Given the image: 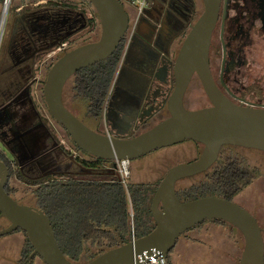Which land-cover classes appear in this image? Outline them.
<instances>
[{
    "label": "flooded vegetation",
    "instance_id": "1",
    "mask_svg": "<svg viewBox=\"0 0 264 264\" xmlns=\"http://www.w3.org/2000/svg\"><path fill=\"white\" fill-rule=\"evenodd\" d=\"M29 1L22 0L19 10L23 12L26 7L28 8ZM119 1L128 15V29L113 54L115 60L120 58L115 76L110 83L102 84V103L98 102L93 107L92 101L85 98L81 90L77 91L78 79L75 76L68 80L64 88L63 102L70 112L77 118L81 117L79 119L94 131L111 138L126 139L148 131L169 117L168 102L176 85L177 59L193 25L204 12V1L146 0L141 13H138L137 7L128 0ZM260 1L221 0L219 20L211 42V70L218 63L217 52L225 49L222 42H216L215 35L219 30L223 33L229 21L235 19L228 18L229 9L232 6H239V15L242 17L249 6L253 7L254 4L258 6ZM34 5L36 7L46 5L45 8L49 12L39 15L24 12L21 17L28 19L24 21L25 33L22 37L20 35L17 41L21 40V44L19 46L16 45L17 42H11V55L14 58L11 67L18 69L13 79H8V86H21L14 92L7 88L5 93L0 94L5 95L0 101V115L7 117L6 122L0 124V181L4 184L6 193L19 204L39 209L40 190L48 187L51 182L61 181L66 185L74 180L82 182L90 178L103 180L117 177L119 181L120 179L117 162L100 160L80 150L68 132L50 116L52 122L62 132L57 136L61 144L58 142L41 118L29 87L30 84L41 86L43 94L44 83L51 67L66 52L100 39L101 26L98 14L90 6L88 13L82 12L84 0H42L40 4ZM51 10L58 12L51 13ZM29 25H33L32 29ZM84 36L87 38L82 41ZM35 68L39 69L37 76L33 72ZM213 77L219 89L237 102L227 92L223 79L220 76L217 78L214 74ZM194 79L199 81L194 77L190 86ZM199 84L201 85L200 81ZM20 104H29L33 116L24 113ZM75 104L78 107L76 111ZM208 106L209 100L206 107ZM77 110L83 116H79ZM24 116L28 121L24 120ZM65 137L69 143L65 141ZM186 142L200 144L191 140L178 144ZM226 148L238 147L224 146L217 161L202 174L210 176L219 170H227L232 154L228 152L225 154ZM201 154L193 157L188 163L197 160ZM82 160L95 161V168H85L82 166ZM246 165L251 171L252 183L259 179L264 180L258 166L251 167L248 162ZM178 183L176 184L178 194L189 189L179 191ZM154 188L155 185L146 186L147 192ZM243 191L233 201H236ZM250 213L257 219L254 213L251 211ZM4 222L10 226V223L0 215V230L8 227H5ZM25 262L26 260L24 264Z\"/></svg>",
    "mask_w": 264,
    "mask_h": 264
},
{
    "label": "water",
    "instance_id": "2",
    "mask_svg": "<svg viewBox=\"0 0 264 264\" xmlns=\"http://www.w3.org/2000/svg\"><path fill=\"white\" fill-rule=\"evenodd\" d=\"M5 0H0L3 2ZM98 14L101 35L97 42L66 52L50 69L43 94L49 114L83 152L100 160H137L153 151L194 141L203 146L201 156L173 166L159 184L152 200L155 228L147 235L111 248L87 262H74L62 252L50 218L41 210L19 204L0 181V215L10 226L0 237L21 230L33 251L25 264L40 257L45 264H139L154 251L168 255L178 239L208 221H222L237 229L244 239L239 264H264V237L258 220L244 207L224 198L207 196L181 201L176 184L206 172L224 146L264 153V107L235 102L217 86L210 67V49L221 0H203L204 12L193 25L179 53L176 85L169 98V117L146 132L126 139L100 134L64 105L68 80L78 71L109 58L128 29V15L119 0H88ZM194 77L202 85L210 106L188 109L185 95Z\"/></svg>",
    "mask_w": 264,
    "mask_h": 264
},
{
    "label": "rangeland",
    "instance_id": "3",
    "mask_svg": "<svg viewBox=\"0 0 264 264\" xmlns=\"http://www.w3.org/2000/svg\"><path fill=\"white\" fill-rule=\"evenodd\" d=\"M42 0H30L29 7L22 12V0H12L8 8V14L4 19V34L0 46V94L5 93L7 88L14 92L21 85L8 86V79L16 73L18 67L12 68L13 56L11 55V42H17L19 36L25 33L24 21L27 18L21 16L24 12L43 14L49 12L46 5L36 7ZM243 5V3H240ZM87 0H84L82 12L88 13L90 7ZM4 3H0V19ZM51 13L58 11L51 10ZM228 18L233 19L223 31L216 33V42L223 44L225 48L217 52V65L212 67L213 74L223 79L227 92L237 101L246 102L255 106L264 107V0L260 4L249 6L243 16L239 15V6H232L229 9ZM23 20V21H22ZM30 24V23H29ZM33 25H29L32 29ZM84 36L82 41H85ZM12 40V41H11ZM20 46V42L16 45ZM39 69H34L37 76ZM30 94L49 130L56 136L61 144L58 134L61 130L55 126L43 100L41 86L30 84ZM42 94V95H41ZM65 95V94H64ZM5 95H0V101ZM186 107L189 109H200L208 105L207 97L197 79H194L185 98ZM75 110L78 107L74 105ZM79 116H83L77 110ZM81 118V117H79ZM7 117L0 115V124L6 122ZM44 143L46 140H42ZM67 142V138L65 137ZM69 143V142H67ZM203 147L191 142L177 144L151 152L150 154L131 162V176L128 184H144L154 186L150 192L138 193L137 197L144 196L151 200L159 182L166 172L173 166L181 163H188L193 157L200 155ZM225 154L238 156L247 161L251 167L258 166L264 176V154L255 150L245 148H226ZM205 174L187 178L178 183L179 191L191 186L198 185L205 181ZM257 217L263 230L264 237V180L254 181L245 189L235 201ZM131 223H134L135 213L130 200ZM5 227L8 226L4 222ZM223 230L218 231L210 227V223H203L191 231L194 232L188 238V232L182 235L173 250V256L180 257L179 264H239L244 249V239L241 233L229 224H222ZM31 254L30 242L27 235L22 231H16L9 235L0 237V264H24L27 256ZM30 264H45L40 257H35ZM176 264V262H175Z\"/></svg>",
    "mask_w": 264,
    "mask_h": 264
},
{
    "label": "trees",
    "instance_id": "4",
    "mask_svg": "<svg viewBox=\"0 0 264 264\" xmlns=\"http://www.w3.org/2000/svg\"><path fill=\"white\" fill-rule=\"evenodd\" d=\"M119 61L120 58L115 60L111 55L74 75L78 79L77 91L81 90L83 96L92 101L93 107L98 102L102 103V84L113 80ZM87 78L89 81L85 80ZM81 162L87 169L96 166L93 160ZM246 162L232 155L226 171L219 170L206 176L205 181L180 192L179 198L190 201L216 196L233 201L252 183ZM144 190L145 193L148 191L144 184L125 186L117 177L103 180L90 178L82 182L74 180L66 185L54 181L40 190L39 209L50 218L58 244L66 257L74 262H87L111 248L131 242L133 234L136 239L141 238L155 228L151 213L152 199L144 196L141 200L137 197ZM130 200L135 213L133 224ZM208 222L226 224L222 221ZM30 250L32 253L31 243ZM172 252L167 255L169 264Z\"/></svg>",
    "mask_w": 264,
    "mask_h": 264
},
{
    "label": "built area",
    "instance_id": "5",
    "mask_svg": "<svg viewBox=\"0 0 264 264\" xmlns=\"http://www.w3.org/2000/svg\"><path fill=\"white\" fill-rule=\"evenodd\" d=\"M133 6L137 7L138 13H141L145 6V1L146 0H128ZM4 3V8L2 12V17L0 19V46H1V40L4 34V19L5 16H7V13L5 14L6 8V0L3 1ZM117 172H118V177L120 179V182L123 183L125 186L128 184V180L131 176V166H130V161L129 160H119L117 161ZM136 239L134 234L132 236V240ZM139 264H169L167 255L161 253V252H156L154 251L152 255L147 257L146 259H141Z\"/></svg>",
    "mask_w": 264,
    "mask_h": 264
},
{
    "label": "crops",
    "instance_id": "6",
    "mask_svg": "<svg viewBox=\"0 0 264 264\" xmlns=\"http://www.w3.org/2000/svg\"><path fill=\"white\" fill-rule=\"evenodd\" d=\"M21 106H22V110H23L24 113L26 112L28 115H31V117L33 116L32 108H31V106L29 104H23ZM24 120L25 121H28L27 118H26V116H24ZM206 223H210V227H212L213 229H216L218 231L223 230V228L221 227V223H218V222H206ZM192 230H194V229H192ZM192 230H190L188 232V233H190V234H188V238H190L192 236V234L194 233V232H192V234H191V231ZM173 253H175V252L173 251L169 255L170 264H175V262H176V264H179L180 259L182 260V256H181V258L180 257H175V256H173ZM185 260H187V259H185ZM185 260H183L184 261V264H186Z\"/></svg>",
    "mask_w": 264,
    "mask_h": 264
},
{
    "label": "bare ground",
    "instance_id": "7",
    "mask_svg": "<svg viewBox=\"0 0 264 264\" xmlns=\"http://www.w3.org/2000/svg\"><path fill=\"white\" fill-rule=\"evenodd\" d=\"M11 1H12V0H6V5H5L6 11H5V14L7 13L8 8H9L10 5H11Z\"/></svg>",
    "mask_w": 264,
    "mask_h": 264
}]
</instances>
